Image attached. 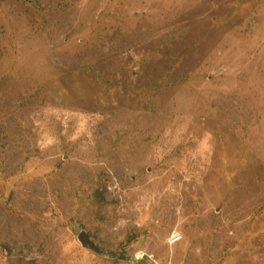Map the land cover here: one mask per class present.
<instances>
[{"label":"rangeland","instance_id":"374dc122","mask_svg":"<svg viewBox=\"0 0 264 264\" xmlns=\"http://www.w3.org/2000/svg\"><path fill=\"white\" fill-rule=\"evenodd\" d=\"M0 264H264V0H0Z\"/></svg>","mask_w":264,"mask_h":264},{"label":"water","instance_id":"95a60500","mask_svg":"<svg viewBox=\"0 0 264 264\" xmlns=\"http://www.w3.org/2000/svg\"><path fill=\"white\" fill-rule=\"evenodd\" d=\"M78 240L81 242V244L84 247H89L93 252L100 254V255H107L111 258H119V259H123L124 256L119 254V253H115L113 251H108V250H104V249H100L92 240H90V237L88 235V233L85 232H80L78 235Z\"/></svg>","mask_w":264,"mask_h":264}]
</instances>
